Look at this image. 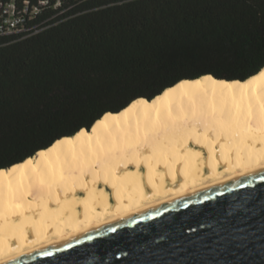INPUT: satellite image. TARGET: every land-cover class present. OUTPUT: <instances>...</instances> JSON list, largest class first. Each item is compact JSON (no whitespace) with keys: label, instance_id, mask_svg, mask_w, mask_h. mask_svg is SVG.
Returning a JSON list of instances; mask_svg holds the SVG:
<instances>
[{"label":"trees","instance_id":"1","mask_svg":"<svg viewBox=\"0 0 264 264\" xmlns=\"http://www.w3.org/2000/svg\"><path fill=\"white\" fill-rule=\"evenodd\" d=\"M45 1L35 31L0 37V170L182 81L264 70V0L0 3Z\"/></svg>","mask_w":264,"mask_h":264},{"label":"bare ground","instance_id":"2","mask_svg":"<svg viewBox=\"0 0 264 264\" xmlns=\"http://www.w3.org/2000/svg\"><path fill=\"white\" fill-rule=\"evenodd\" d=\"M261 73L182 81L0 170V264L264 170Z\"/></svg>","mask_w":264,"mask_h":264},{"label":"water","instance_id":"3","mask_svg":"<svg viewBox=\"0 0 264 264\" xmlns=\"http://www.w3.org/2000/svg\"><path fill=\"white\" fill-rule=\"evenodd\" d=\"M7 264H264V170Z\"/></svg>","mask_w":264,"mask_h":264},{"label":"built area","instance_id":"4","mask_svg":"<svg viewBox=\"0 0 264 264\" xmlns=\"http://www.w3.org/2000/svg\"><path fill=\"white\" fill-rule=\"evenodd\" d=\"M64 1L66 0H57L55 8L60 7ZM48 5L49 2L45 1L33 8L26 4L22 9H19L15 3L7 5L0 3V37L35 31L36 27L29 28L30 24Z\"/></svg>","mask_w":264,"mask_h":264},{"label":"snow or ice","instance_id":"5","mask_svg":"<svg viewBox=\"0 0 264 264\" xmlns=\"http://www.w3.org/2000/svg\"><path fill=\"white\" fill-rule=\"evenodd\" d=\"M262 75H264V73H261ZM197 143H198V141H197Z\"/></svg>","mask_w":264,"mask_h":264}]
</instances>
